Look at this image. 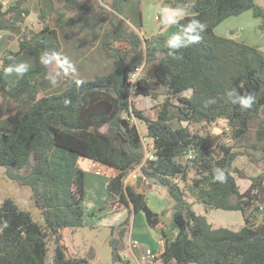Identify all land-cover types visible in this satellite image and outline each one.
I'll return each mask as SVG.
<instances>
[{"label":"trees","instance_id":"obj_1","mask_svg":"<svg viewBox=\"0 0 264 264\" xmlns=\"http://www.w3.org/2000/svg\"><path fill=\"white\" fill-rule=\"evenodd\" d=\"M25 1L10 2L7 7L0 0V32L19 34L20 23L28 16L22 8ZM126 1L111 0V10L120 15ZM51 2L56 24L65 34L70 32L63 29L65 21L73 25L83 20L79 15L69 17L73 10L108 20L112 28L104 31L101 47L114 60V68L80 86L77 79L64 77L65 91L45 95L50 65L40 63V57L44 52L59 54L58 42L36 39V34L22 35L18 51L0 59V92L7 102L17 105L16 111L3 112L0 120L18 113L22 104L28 105L12 133L0 131V168L8 179L30 189L32 204L43 220L36 221L11 198L2 201L0 264H47L50 240L54 245L52 264H90L87 258L68 256L61 243L62 229H77L84 222L85 172L79 167L80 159L117 171L108 179L107 193L129 215L142 213L152 230L161 226L163 215L150 209L145 194L124 185L123 179L140 166L147 187L152 186L148 183L151 179L161 183L172 201L173 222L178 229L173 238L163 230L159 233L164 246L156 261L161 264H264V216L259 224L252 221L259 204L264 203V172L251 178L249 188L241 193L235 175H242L233 165L243 148L264 153V119L256 122L255 143L242 144L237 151L215 144L217 137L208 129L223 121L232 140H248L252 123L264 109V56L242 42L214 34L224 20L247 11L264 21V10L256 0H164L165 7L189 10L206 25L201 40L176 49L175 56L169 55L166 39L150 42L127 27H117L98 0ZM192 18L186 16L176 23L182 39L196 34L186 33ZM38 19L42 23L40 34L57 35L45 22L43 10ZM154 44L160 47L148 51ZM20 54L34 56L36 65L11 85L4 69ZM143 62L154 68L155 87L144 80L131 81ZM31 73L37 75L31 79ZM190 89L193 92L188 97L185 92ZM232 89L242 95L253 93L252 108L232 104L235 96L227 95ZM131 91L154 100L159 94L166 96L154 106V119L131 106ZM134 121L146 126L153 160L144 162V143ZM248 157L252 163L258 162L250 153ZM216 168L225 170V183L213 181ZM194 203L205 210L239 211L244 226L236 232L214 228L205 217L195 214ZM128 228L129 220L110 228L113 264H131L121 254Z\"/></svg>","mask_w":264,"mask_h":264},{"label":"crops","instance_id":"obj_2","mask_svg":"<svg viewBox=\"0 0 264 264\" xmlns=\"http://www.w3.org/2000/svg\"><path fill=\"white\" fill-rule=\"evenodd\" d=\"M103 7L108 12L109 17H112L113 23L119 28H129L141 35L143 39L154 41L157 38L168 39L172 34L176 33V24L168 25L166 24V16L171 14L172 11L177 10L175 8H168L163 5L164 0H127L123 4L122 12H124L123 16L115 14L111 8L110 3L111 0H98ZM256 5L264 10V3H260L259 0H256ZM136 6V7H135ZM151 7L150 13H148V17L152 18L153 13L154 23H155V31L154 27L148 28L145 25L143 20V10L149 9ZM22 8L28 12V16L25 17L24 23L22 25V29L18 35H12V39L9 41V34L0 33V59L4 57V55L9 51L17 52L19 49V39L25 33V28L31 30L32 34H37L35 36L36 39L45 38L48 42H58L61 46V50L59 52V57L61 59L67 57L68 60L74 65L75 71L69 72L65 74L63 72V77L58 83L53 86L50 82L46 89L44 90L45 95H51L56 93H61L65 91L68 86L66 81L63 79L64 77H72L77 80L88 81L95 76H105L109 74L114 68V60L109 58L101 47V37L106 30H111L112 26L108 22V20L103 21L97 15H94L89 12L84 11H76L71 14L68 13L69 17H75L73 15H79L83 17V20L76 22L75 24H71L70 21H65L63 24V29H70L68 34L63 33L62 29H60L56 24V15L54 13V8L51 0H27L22 5ZM135 8L137 11H135ZM43 10L44 16L46 17L45 22L48 23L50 29L56 30L57 35L53 36L50 33L40 34V29L42 27V23L38 20V14ZM141 12V16L137 18V12ZM190 16L192 14L191 11L187 10ZM122 15V14H121ZM185 16V17H186ZM34 19V20H32ZM179 20V19H178ZM177 20V21H178ZM263 19L259 17H255L251 11H247L242 13L241 15L230 17L224 20L220 25H218L214 29V34L218 37H222L225 39L232 40L234 42H242L250 47L255 48L264 56V23ZM263 23V24H262ZM39 33V34H38ZM143 33V35L141 34ZM160 45L154 44L148 48V51L152 49L159 48ZM147 51V48L144 47V53ZM7 53V54H8ZM6 54V55H7ZM5 55V56H6ZM22 55V54H21ZM22 58V57H21ZM52 71L56 70L57 73H60V70L63 69L59 66L58 63H53L49 67ZM138 72V80L146 81L151 87H155L154 80V68L152 66H146L143 62L139 67ZM50 70V71H51ZM49 71V69H48ZM55 71V72H56ZM50 81V80H49ZM1 94V93H0ZM139 98H148L151 99L156 105L157 103H161L164 101L166 96L164 94H159L157 100L152 99L149 96L137 95ZM131 97V96H130ZM27 105V104H26ZM28 108V105L26 109ZM23 105L18 109L19 113H24L26 111ZM138 130L142 136V140L147 142L149 145H152V141L146 137L147 131L146 126H144V130L142 131L139 127ZM235 151V150H234ZM250 154L258 161L257 163H252V165L256 166L259 164L261 167L260 173L264 172V153L261 150L250 151ZM145 158V156H144ZM238 158V157H237ZM236 158V159H237ZM235 159V160H236ZM234 160V162H235ZM85 161V160H82ZM234 167L236 165L234 164ZM83 168H81L80 160L78 161L79 167L85 172V180L84 184L86 185V179L88 174L95 173V166H99L103 169V174L108 173L109 176H114L117 174V171L113 169H106L103 166L94 163L90 160L83 162ZM240 169L239 167H236ZM138 167L133 170L137 171ZM241 170V169H240ZM242 172V170H241ZM132 173V172H131ZM129 173L127 176L131 175ZM257 173V174H258ZM243 174V173H242ZM255 175L254 177L258 176ZM237 175H235L236 178ZM140 177V174H139ZM242 181H247L248 184L241 183L239 184L236 179V183L238 185L239 191L242 193L247 190L250 186L249 180L247 177L238 176ZM108 182V181H107ZM105 183V186L107 184ZM127 185L133 187L137 193H144L147 198V204L154 212L159 214H164V212H169L170 214L164 215L162 217V221L167 219L169 221V232L171 233V229L175 228L176 225L173 222L172 216V201L169 198L167 191L159 186L152 185L151 187H147L144 182L141 183L140 187L136 185V181L129 180ZM113 199V198H112ZM114 201V199H113ZM191 202V201H190ZM164 207H166L164 209ZM114 218H117L119 223L116 225H120L127 217L128 211L126 209L120 210L114 213ZM136 215L134 213L130 214V220L133 219V216ZM85 217V216H84ZM84 224V222H83ZM161 227V226H160ZM158 227L157 230H152V235L149 237V243L145 245L141 243L138 236H135L134 231L130 233L126 240V245L123 244L121 254L128 258V255H132L136 261L140 264H161L159 261H150L143 260V252L145 250H150L153 254L159 256L163 251L164 244L163 239L160 236L161 229ZM165 230V229H163ZM166 232V231H165ZM167 236L168 235V232ZM174 237V236H173ZM172 237V238H173ZM156 238V239H155ZM171 238V237H169ZM133 242H137V246H133ZM125 252L128 255H125Z\"/></svg>","mask_w":264,"mask_h":264},{"label":"rangeland","instance_id":"obj_3","mask_svg":"<svg viewBox=\"0 0 264 264\" xmlns=\"http://www.w3.org/2000/svg\"><path fill=\"white\" fill-rule=\"evenodd\" d=\"M259 2L264 3V0H259ZM6 6H4L3 10L5 9ZM151 10H152L151 7L149 9L143 10V13H142L143 20L145 22V25L148 28L154 27L153 30L155 31V23H154L155 14L153 13L152 18H149L147 15L148 13H150ZM76 11L77 10H73L69 14L76 12ZM135 11H137L136 8H135ZM121 14L120 16H123L124 12H122ZM137 14H138L137 18H139L141 16L140 10L139 12H137ZM77 15H73V16H77ZM56 19H57V15H56ZM24 20L23 22L20 23V26H21L20 29H22ZM24 28H25L24 35L32 34L31 30L28 29V27H24ZM2 34H9L10 36L18 35L17 33L11 34V32H5V31H3ZM10 36L8 37L9 41L11 40ZM155 39H158V38L156 37ZM9 52H13V51L10 50ZM18 62L28 63L29 71L32 70L36 65L35 57L32 55H28V54H22V55L20 54L16 56L13 59L11 64L18 63ZM50 70L51 69L49 68L48 79L50 80L51 77H55L58 81H60L61 77L63 76L60 73H57L56 70H53V71L52 70L50 71ZM36 75H37L36 73H31L29 74V77L33 79ZM136 75H137L136 77V80H137L138 74L136 73ZM5 78L8 81V83L11 85H15L19 80L16 78L15 75H12V76L5 75ZM0 93H1L0 94V98H1L0 99L1 100L0 115L3 112L8 113V111L6 112L7 109L11 110V112L16 111V107H17L16 103L13 101L7 102L4 93L2 92ZM130 101H131L132 107L137 108L139 110H144L147 117L151 119L155 118V109H154L155 105L151 99H148V98L143 99L142 97L139 98L137 95L133 94V91H131ZM22 105L24 109H26L27 105L26 104H22ZM21 115L22 113L18 112V113H14L8 116L7 118H3L2 120H0V131L5 134L12 133ZM260 119H264V109L261 111L259 115V119H257L255 122L252 123L251 129L248 134V140H245L242 142L231 139L230 130H228L227 126L225 125L223 121H219L218 123L209 127L208 129L210 132L214 130L213 128L220 129V132L218 131H212L214 133L211 132L212 136L217 137V140H215V144L228 146L234 149L235 151H237L238 148H240L242 144L249 146L252 143H255V126H256V122L259 121ZM134 122L136 123L137 127H139L142 131L144 130V126H145L144 123L140 121H134ZM103 130H105V128H103ZM250 151L251 150H249L248 147L241 149L239 151L241 152V154L238 156V158L234 162L236 167H239L242 170L241 172V170L239 169L242 177L244 175V177H247L249 181L260 171V169L258 168L261 167L259 164H257L256 166L252 165L251 160L248 157V154L250 153ZM82 160H85V161H82ZM87 160L88 159H80L81 168L84 167L83 162H86ZM238 176H236V179L238 180L240 185L241 183L248 184L247 181H242V179H240ZM109 177L110 176L108 173L103 174V175H96L95 173L88 174L87 179H86L87 184L85 185V198L83 201V209L85 213L84 224L82 227L77 228V229H62L61 230V235H62L61 243L66 248V252L68 256L87 258L90 264H113L111 261V250L108 244V240L110 237V228L117 227L116 225L119 223L118 219L114 218V215H115L114 213L120 210H124V209L114 204L113 199L107 193L105 183L108 181ZM30 195L31 193H30L29 188L19 186L16 182L8 179L5 175V170L3 168H0V204L2 203L4 199L11 198L14 201H16V203L19 205V207L22 210L29 212L36 221H38L39 223H42L43 220L40 217L39 212L34 208L32 201L30 199ZM165 208L166 207H164V209ZM193 211L195 212V214L205 217L206 220L214 228L221 227V228H226V229L236 232V231H239L244 226V218H243L242 213L239 211L205 210L203 205L199 203L193 204ZM167 214L169 215L170 213L164 212L163 214L164 218H165V215ZM263 216H264V210L259 211L257 214H255L252 217V221L255 224H259ZM168 217L167 219L163 221L160 228L165 229V230L163 229L162 230L168 232L169 237L172 238L173 236L176 235L178 229L177 227H175L171 229V233L169 232ZM125 220L127 221L129 220V228H128L126 239L124 241V245H126V240H127L128 235L132 233L133 231H134L135 236L139 237L142 244L145 245L146 243H149V237L150 235H152V231L148 227L146 220L144 218V215L142 213H137L136 215L133 216V219L131 220H130V215L128 213V217ZM53 249H54L53 241L50 240L48 241L47 264H52L51 259L53 256ZM125 255H128V253L125 252ZM128 259L131 261V264H139L132 255H128ZM140 264L142 263L140 262Z\"/></svg>","mask_w":264,"mask_h":264},{"label":"clouds","instance_id":"obj_4","mask_svg":"<svg viewBox=\"0 0 264 264\" xmlns=\"http://www.w3.org/2000/svg\"><path fill=\"white\" fill-rule=\"evenodd\" d=\"M186 15H189V12L186 9L174 10L171 12V14L166 16V24L175 25L178 19H183ZM191 15L193 16V18L187 24L186 33H196V34L187 35L185 39H182L181 36L176 33L168 37L165 46L169 49V55L175 56L176 49L185 48L190 43H197L201 40L202 38L201 33L205 31L206 25L202 23L200 20L194 18L195 13H192ZM9 59L12 58L9 57ZM54 62L59 64V66L63 69V72L65 74L75 71L74 65L68 60L67 57L61 59L58 54L48 53V52H44L40 57V63H42L45 66L51 65ZM28 71H29V64L26 62L13 63L8 65L4 69L5 75L7 76L15 75L17 79L22 78ZM135 81L136 80H134L133 82ZM50 82L53 84V86H55L58 83V80L55 77H51ZM75 82L77 86H80L84 83L83 80H76ZM227 95L230 98L234 95L235 99L231 100V103L238 105L241 109H251L253 104L255 103V96L253 93L246 92L245 94L242 95V94H237L236 89H232V91L228 92ZM65 103L68 102L65 101ZM208 103H215V100H209ZM213 181L218 183H225L227 181L225 170L216 168L214 170ZM152 261H156V259Z\"/></svg>","mask_w":264,"mask_h":264},{"label":"built area","instance_id":"obj_5","mask_svg":"<svg viewBox=\"0 0 264 264\" xmlns=\"http://www.w3.org/2000/svg\"><path fill=\"white\" fill-rule=\"evenodd\" d=\"M13 1H17V0H4L3 3H4V5H7L8 3L13 2ZM139 70H140L139 68L136 70L137 74H138ZM136 73L134 75H132V77H131L132 83H134L133 81L136 80V77H137ZM143 143H144L143 146H144V153H145L144 162L153 160L154 159V154H153L154 148H153V146L148 145V143L145 142V141H143ZM94 171H95L96 175H103V169L100 168L99 166H95V170ZM139 174H140V166L138 167L137 171H134V172L132 171L131 175L126 176L123 179L124 185H127V182L129 180L136 181V179L138 178ZM259 208H260L259 211H263L264 210V203L259 204ZM161 245L164 246L163 243H161ZM133 246L136 247L137 246V242H133ZM156 258H157V255L153 254L150 250H145L144 253H143V257H142L143 260H147L148 259V260H151V261L155 260Z\"/></svg>","mask_w":264,"mask_h":264},{"label":"water","instance_id":"obj_6","mask_svg":"<svg viewBox=\"0 0 264 264\" xmlns=\"http://www.w3.org/2000/svg\"><path fill=\"white\" fill-rule=\"evenodd\" d=\"M192 92H193V89H190V90H188V91L185 92V95L189 97L192 94ZM213 129L214 130H212V131H218V132H220V129L219 128H213ZM212 133H214V132H212ZM144 181H145L144 178L139 177L136 180V185L138 187H140L141 183H143ZM148 183L151 184V185H155V186H159V187H162L163 188V186L161 185V183L159 181H157V180H152L151 179V180L148 181Z\"/></svg>","mask_w":264,"mask_h":264}]
</instances>
